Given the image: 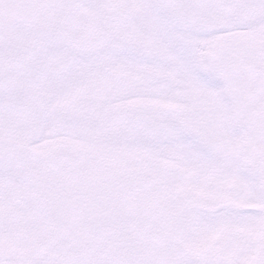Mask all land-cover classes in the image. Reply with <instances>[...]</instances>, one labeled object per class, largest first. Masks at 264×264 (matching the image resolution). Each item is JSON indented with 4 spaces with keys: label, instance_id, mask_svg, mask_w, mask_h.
I'll return each mask as SVG.
<instances>
[{
    "label": "snow or ice",
    "instance_id": "obj_1",
    "mask_svg": "<svg viewBox=\"0 0 264 264\" xmlns=\"http://www.w3.org/2000/svg\"><path fill=\"white\" fill-rule=\"evenodd\" d=\"M0 264H264V0H0Z\"/></svg>",
    "mask_w": 264,
    "mask_h": 264
}]
</instances>
